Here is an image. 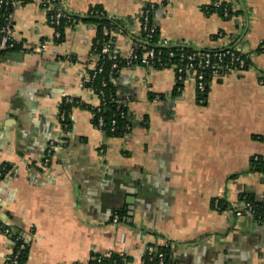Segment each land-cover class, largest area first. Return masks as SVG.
Masks as SVG:
<instances>
[{
    "label": "crops",
    "instance_id": "obj_1",
    "mask_svg": "<svg viewBox=\"0 0 264 264\" xmlns=\"http://www.w3.org/2000/svg\"><path fill=\"white\" fill-rule=\"evenodd\" d=\"M61 1L81 18L62 40L32 1L14 12L22 49L0 59V221L30 245L26 264H88L94 252L141 264L147 244H169L175 264H264V221L244 201L264 202V173L251 170L256 156L264 160V0H232L229 18L207 11L210 0ZM150 2L161 37L199 49L238 46L249 66L210 82L203 101L192 79L177 88L170 69L123 68L114 86L133 129L106 138L85 81L99 62L98 26L85 19L104 9L123 55L142 36ZM68 96L84 106L72 108L65 130L59 111ZM50 141L61 147L44 170ZM119 209L128 219L114 223ZM14 246L0 234V264Z\"/></svg>",
    "mask_w": 264,
    "mask_h": 264
},
{
    "label": "built area",
    "instance_id": "obj_2",
    "mask_svg": "<svg viewBox=\"0 0 264 264\" xmlns=\"http://www.w3.org/2000/svg\"><path fill=\"white\" fill-rule=\"evenodd\" d=\"M32 1H40L41 4L47 9L49 23L54 28L55 39L62 37V31L60 25L63 21L67 22L73 18L64 7L61 0H0V59L12 51L16 45V37L14 30V12L17 8L24 6ZM157 7L156 2H150L147 4L140 14L142 36L135 38L127 52L123 55L117 53L111 39V30L108 27H104L102 32L104 36H108L109 39L102 44L95 42L93 46L94 53L98 57V64L93 66L92 70L86 77V83L94 84L96 78L102 74L105 70V62L107 59L113 61L110 71L109 80L114 83L115 74L119 71V63L124 61L126 67L142 66L147 69H170L175 75L178 83H183L187 79H192L195 83V88L199 96V100L203 101L204 96L207 93L209 83L217 81L229 74L233 70H245L249 66V58L238 46H226V47H208L199 49L193 46L189 41L172 42L168 38L159 36V39L154 42L155 46L149 47V43L153 36L157 33V25L154 23L153 13ZM214 7L216 9H223V17L229 18L230 12H236V7L232 0H210L206 6L207 11L209 8ZM233 16V15H232ZM75 20V19H74ZM223 32L216 34L215 39L223 37ZM158 47H179V52H170L166 57L162 56L160 51L157 52ZM190 48L191 51L187 52L184 49ZM125 67V68H126ZM109 81L104 79L98 88L90 85L91 89L95 92L99 98V103L95 106H91L90 110L94 115L95 126L103 132L104 136L108 138L105 126V119L102 115L104 109L109 107V103L115 101L114 92L107 90ZM76 106H82L83 103L80 100H75L73 97H66L63 99L60 111L59 120L65 130L69 129L67 123V113L65 109H62L64 105L74 103ZM121 106H127L126 102L118 104V109ZM117 120L113 119V126L110 128V132H114L116 128ZM61 147V144L56 141H50L45 149V153L42 159L41 167L44 170H50L53 158L56 151ZM259 157H255L258 160ZM215 206L219 208V201H216ZM247 211L251 214L256 212L255 208L250 204L246 206ZM241 214V212H239ZM112 221L114 223H120L121 218L119 214L115 213ZM0 234L5 236H12L14 232L9 226H5L0 221ZM22 235L16 234V241L20 243L18 249L14 250L6 262V264H19V257L21 251L25 249V243H22ZM168 245V244H167ZM109 253L107 255H110ZM123 257L122 260L127 262V255L120 253ZM145 255L147 257H145ZM145 255L142 258L141 264H148V262L157 260L156 264H175L166 254L164 250H160L156 247V244H147L145 249Z\"/></svg>",
    "mask_w": 264,
    "mask_h": 264
},
{
    "label": "trees",
    "instance_id": "obj_3",
    "mask_svg": "<svg viewBox=\"0 0 264 264\" xmlns=\"http://www.w3.org/2000/svg\"><path fill=\"white\" fill-rule=\"evenodd\" d=\"M208 11L210 13L211 12H217L221 16H223V9L222 8L216 9L214 7H211V8H209ZM236 14H237L236 12L235 13L232 11L230 12V16L236 15ZM80 20H81V18L73 16V18L71 20H69L67 22L63 21L60 25V30L62 31V37L64 36V31H65V28L67 26L73 25L74 22H78ZM85 21L93 22L98 26V36L95 39L96 40L95 42L100 41V44H102L104 41L109 39L108 36L103 35L102 30L104 27L112 28V27H114V25H113V20L109 19L106 16L104 9H102L99 6L91 8V10L89 11V14L87 15ZM159 36H160L159 29H157V33L153 36V38L151 39V42L148 44L149 47L155 46L154 42H156L159 39ZM62 37L60 39H58L57 41L62 40ZM20 49H22V45L19 44L18 42H16V45L12 49V51L20 50ZM156 50H157V52L160 51L162 53V56L166 57L172 51L179 52L180 48L179 47L167 48V47L156 46ZM184 50L187 52L191 51L190 48H185ZM261 50H263V49L261 48ZM112 63H113V61L107 59L105 62L104 72L96 78L94 84H89V86L93 85V87L98 88L100 86L102 80L107 79L109 81L107 90L111 89L114 92L115 101L110 102L108 104L109 107L104 109V111L102 113V115L104 116V119H105L104 129L106 130L108 137H124V136L130 134V132L132 131L133 122L131 120V116L129 113L128 106H121L118 109V104L123 103L124 100L121 99L120 96L118 95V93L116 91V87L114 86V83L111 80H109V71H110ZM125 67H126V63L124 61H121L119 63V69H118L119 71L115 74V77H118L120 71ZM178 87H182V83L181 84L179 83L177 88ZM207 92H208V88H207ZM206 96H207V93L205 94L204 99L206 98ZM74 99L78 100L77 98H74ZM74 106H76L75 102L71 103V104H66L62 108V109L66 110L68 125H70L69 124V114H70V112ZM82 106H84V104ZM113 119L117 120L116 128H115L114 132H110V128L113 126V124H112ZM94 122H95V119H94ZM145 125H148L147 122H145ZM251 170L254 172L264 173V160L262 158H259L258 160H255V159L251 160ZM4 173H5V171L2 172L1 176H3ZM244 201L246 203V206H247V204H250L251 206H253L255 208L256 212L253 214L255 216V218H257L260 221H264V202L255 201L254 199L251 198V196L249 194L244 196ZM213 203H214V201H213ZM222 205H223V203L220 202L219 203L220 208L222 207ZM116 213L119 214L121 221L128 219V212H126L125 210L119 209V210H117ZM2 224H4V223H2ZM5 226H7V225H5ZM11 240L15 245L14 250L18 249L20 243L16 241V233H14L12 235ZM21 242L25 243L26 247L24 250L21 251V254L19 257V264H26L29 260L30 245L28 243H26V240L24 237L22 238ZM156 247L160 250H164L166 252V254L168 255L169 244L163 245V246L156 245ZM145 257H147V256L145 255ZM122 258L123 257L120 255V253H116V252H113L110 255L99 254V253L94 252L92 255V258L88 264H126V262H124L122 260ZM128 260H129V258L127 256V261ZM156 263H157L156 259H154L151 262H148V264H156ZM75 264H81V263H75Z\"/></svg>",
    "mask_w": 264,
    "mask_h": 264
},
{
    "label": "water",
    "instance_id": "obj_4",
    "mask_svg": "<svg viewBox=\"0 0 264 264\" xmlns=\"http://www.w3.org/2000/svg\"><path fill=\"white\" fill-rule=\"evenodd\" d=\"M13 55H15L13 52H9L8 53V56H13ZM264 175V174H263ZM11 238H12V236H10ZM169 256V255H168Z\"/></svg>",
    "mask_w": 264,
    "mask_h": 264
}]
</instances>
